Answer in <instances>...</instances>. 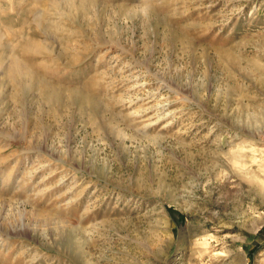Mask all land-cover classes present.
<instances>
[{
	"label": "rangeland",
	"instance_id": "obj_1",
	"mask_svg": "<svg viewBox=\"0 0 264 264\" xmlns=\"http://www.w3.org/2000/svg\"><path fill=\"white\" fill-rule=\"evenodd\" d=\"M0 33V264H264V0H0Z\"/></svg>",
	"mask_w": 264,
	"mask_h": 264
},
{
	"label": "bare ground",
	"instance_id": "obj_2",
	"mask_svg": "<svg viewBox=\"0 0 264 264\" xmlns=\"http://www.w3.org/2000/svg\"><path fill=\"white\" fill-rule=\"evenodd\" d=\"M81 5V4H80ZM72 7V6H71ZM80 7V6H79ZM78 7V8H79ZM1 34V33H0ZM0 39H1V35H0ZM29 39V38H28ZM27 44H24V45H21V47H19L18 49L20 50V53H22V55H23V53H26V54H35V53H37V52H39L40 51V45L39 44H37V43H34V44H32V43H29L30 41L29 40H27ZM22 44V43H21ZM3 45V44H2ZM6 52V51H5ZM25 55V54H24ZM18 55L16 54V55H14L11 59H10V65L8 66L9 67V75L8 76H10V78H11V80H13V81H15V80H20V78L23 76V75H25L26 74V72L28 73V71H29V69H27V68H24L23 66H20V64H19V60L17 59L18 57H17ZM33 56V55H32ZM26 67V66H25ZM23 72V73H22ZM37 80H39L38 78H37V76L36 75H34V74H32L31 72H29L28 73V83L29 84H31V86H32V84H34V83H37ZM16 81V82H17ZM40 81H42V80H40ZM20 82V81H19ZM24 83H26V82H24ZM24 83H21V85L22 84H24ZM41 83V82H40ZM27 84V83H26ZM39 84V83H38ZM43 84V83H42ZM49 85V84H48ZM18 86H20V85H18ZM25 86H27V85H25ZM24 86V87H25ZM29 86V85H28ZM19 88H21V87H19ZM44 88H45V86H44ZM47 88H49V87H47ZM30 89H32V88H30ZM42 89V88H41ZM21 90V89H20ZM48 90V89H47ZM46 90V91H47ZM54 90V89H53ZM22 91H24V90H22ZM28 91V90H27ZM41 92V91H40ZM20 93V92H19ZM24 93V92H23ZM26 94V93H25ZM43 96H46L48 93L46 92H43Z\"/></svg>",
	"mask_w": 264,
	"mask_h": 264
}]
</instances>
